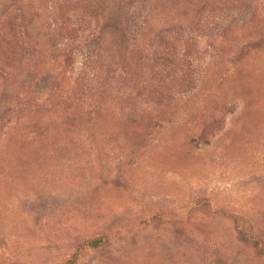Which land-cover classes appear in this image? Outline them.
Listing matches in <instances>:
<instances>
[{"label":"rangeland","instance_id":"obj_1","mask_svg":"<svg viewBox=\"0 0 264 264\" xmlns=\"http://www.w3.org/2000/svg\"><path fill=\"white\" fill-rule=\"evenodd\" d=\"M0 264H264V0H0Z\"/></svg>","mask_w":264,"mask_h":264},{"label":"trees","instance_id":"obj_2","mask_svg":"<svg viewBox=\"0 0 264 264\" xmlns=\"http://www.w3.org/2000/svg\"><path fill=\"white\" fill-rule=\"evenodd\" d=\"M89 246H90V247H96V242H94V241L91 242V243L89 244Z\"/></svg>","mask_w":264,"mask_h":264}]
</instances>
